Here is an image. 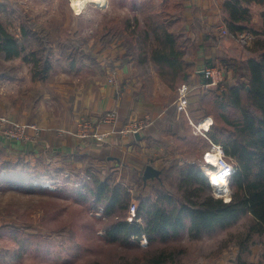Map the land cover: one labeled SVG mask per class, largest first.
<instances>
[{"label": "trees", "instance_id": "16d2710c", "mask_svg": "<svg viewBox=\"0 0 264 264\" xmlns=\"http://www.w3.org/2000/svg\"><path fill=\"white\" fill-rule=\"evenodd\" d=\"M252 3L264 5V0H226L224 4L228 14V29L235 32L250 31L256 36L255 45L246 56L248 77L239 81L234 76L235 81H225L222 90L221 87L203 88L198 95V111L203 113L202 118L214 119L207 131L209 139L223 146L226 156L235 167L230 179L232 199L226 202L211 194L212 188L201 165L197 162L187 163L179 173L180 192L166 189L160 181L164 191L149 204L145 199H138V211L133 218L122 216L108 226L106 235L113 242L130 244L134 240L140 244L143 238L148 241L133 259L121 257L119 264L181 263L180 256L186 249L184 246H167V242L184 236L186 232L191 239H200L218 228L232 226L245 216L250 218V222L247 232L239 235L235 263L261 264L251 260L250 256L258 239L264 241V11L261 13L262 24H255L249 8ZM142 12L143 33L145 39L149 40L146 59L154 65L161 81L174 91L182 83H191L195 74L200 75L198 57L191 39L172 29L173 18L165 9L145 6ZM100 27L107 29L104 35L98 37L99 43L106 47L116 37L114 28L105 21L100 23ZM61 43L71 48L67 57L69 65L79 74L88 68L87 61L97 63V58L81 44L71 41ZM55 48L49 32L24 25L22 36H18L0 21V73L4 78L13 79L17 71L15 66H7L6 61L22 57L31 64L33 81L47 80L53 68ZM126 48L127 56L134 54L132 44H127ZM175 111L176 108H173V114ZM180 111V118L184 125L186 123L185 134L172 126H168V134L174 135L182 149H199L206 137L194 134L186 112ZM55 152L61 155V152ZM71 154L68 163L85 161L84 154L77 151ZM48 161L41 156L34 165L21 159L5 162L3 166L9 180L25 189L27 186L33 188L34 182L44 177L55 179L51 161ZM86 168L88 172L92 171L90 167ZM96 169L89 175L94 184V189H91L95 192L97 202L105 207V212L117 214L130 209L131 188L112 182L111 175H104L99 168ZM12 174L15 178L10 176ZM140 179L139 189L143 190L146 185L143 175ZM14 233L23 244L41 245L64 238L68 233L73 234V231L69 232L67 227H63L46 236L28 233L26 227H20L14 229ZM227 245L228 241H223L211 254L219 256Z\"/></svg>", "mask_w": 264, "mask_h": 264}, {"label": "rangeland", "instance_id": "374dc122", "mask_svg": "<svg viewBox=\"0 0 264 264\" xmlns=\"http://www.w3.org/2000/svg\"><path fill=\"white\" fill-rule=\"evenodd\" d=\"M38 1H40V3ZM124 1L128 6L123 5ZM71 3V0H37L34 1V4L39 6V10L30 11L33 14L32 18L36 19L39 23L32 22L33 27L44 32H49L55 43V51L57 53L56 68H59V66L63 67V65H66L67 68H71L67 58L71 48L68 45H63L61 42L69 43V41H71L73 44H81L82 47L90 53L95 52V54H97L96 49L100 46L106 48V52L110 49L113 51L120 50V53H124L125 55L127 53V48L125 46L127 44H132L134 53H143L146 55L149 49V40L147 41V39H145L143 33L144 14L142 10L145 6H149V4L156 9L159 7V1L110 0L109 3L106 2V7L99 6L95 2L89 1L86 2L84 8L80 12L75 11ZM103 21L113 26L115 32L113 34L116 36L112 40L114 44L109 43V48L108 46L105 47L99 44V41H97L98 37L104 35L107 30L100 27V23ZM105 39H108V37ZM254 45L255 42H251L248 45L246 44L240 47V50L242 52L247 51L248 53ZM245 55L247 56V54ZM102 62L106 63L107 61L105 62V60H102L101 63ZM107 64V69L110 71L113 65L110 62ZM72 71L68 72L59 69L56 79L60 80L63 85L68 84L72 80L77 81L81 75H79L76 70ZM153 71L154 69L150 67L147 68L145 65L142 66V64H140L139 68L136 70L138 77L139 79L140 77L143 78L142 74H146L149 84L145 85L144 91L137 89L136 93H134L131 90V92L128 93L122 92L121 96L126 97L128 95H133L137 97L138 93L141 92L142 98L140 101H157L161 94H163V92H161L163 88L159 84L157 85L153 82L151 77ZM84 72H86V70ZM90 74H92L91 71H89L87 75ZM96 78L100 80L102 76ZM110 78L116 79L115 72L109 75V81ZM104 79H106L105 75ZM91 82H93V80ZM138 82L142 86L143 83H145V78H143V82ZM88 83V81L84 80V89H86ZM149 85L151 86L149 87ZM23 87L25 86L20 87L21 100L24 103H27L29 100L31 105L32 103L38 104L39 90L37 89H39V87L31 88L30 91L28 89L24 91ZM40 87L43 88L42 86ZM137 88H139V85ZM211 88L215 87L213 86ZM6 95V87L3 86V89L0 88V100ZM43 105L45 107H51L53 111L58 108L60 102L57 99H52L51 102L49 99H46L41 103L40 107L42 110L44 109ZM139 105L140 104L137 102V106ZM25 106L28 107L27 105ZM27 109H23L26 111H24L25 115L27 114ZM152 109L158 110L159 107L156 105L152 107ZM152 109L149 108V110H145L152 112ZM115 110L118 115L116 125L120 126L118 132L122 137H129V134L126 135L124 132L122 133V127L125 126L126 123L131 120H141L149 116V114L145 115V117H141L140 115L139 117H131V115H129V117L122 118L117 109ZM141 110L142 109H140V111ZM136 111L138 113V110ZM143 113L144 112L140 114ZM83 115L92 116L88 112H82L77 115V119ZM4 117L10 119L8 116L4 115ZM149 117H151V115ZM151 122L152 120L150 123ZM17 123L27 124L28 122ZM189 123L191 124L190 121ZM36 124L40 126L38 123ZM194 124L197 123L194 122ZM185 125L184 123L181 124L182 130L185 129ZM168 126L169 125H167L166 128V122L157 121L155 129L152 130L155 134V138H153L150 143L147 142L145 144L147 151L138 150L139 156L137 159L135 158L139 162H143L145 157L147 159L151 158L156 161L159 169H162L161 178L145 182V189H139L141 184L140 178L144 170L142 171L127 164V162L130 161L127 158H123L121 155V157L116 155L117 158H114L112 161L106 158L107 160L103 161L100 165H94L90 168L93 172L97 170L96 168H99L104 175H111L112 182L121 183L131 188L130 193L132 198L130 206L132 202L139 204L140 199H145V202L149 204L156 195L164 191L160 181L164 183L166 189H172L176 191V193L180 192V190L178 191V182L181 167H185L187 163L194 162L204 167L203 157L209 141L206 138L205 143L196 150L193 149L188 151L187 149H182L174 135L168 134ZM106 127L108 126H101L100 131L107 132L108 129H106ZM192 127L194 134H196V128L194 125H192ZM66 128L67 127H63L58 130V132L61 130L68 131ZM182 133L185 134V131ZM41 136L42 129L40 136L35 141L36 144L40 143ZM107 141H109L108 138L101 143ZM55 153L53 149H44L43 152H41L43 158H47V161L50 159L51 162H48H50L51 167L54 169L55 179L44 177L41 180L35 181V186L33 188L27 186L25 189L18 187L19 185L16 182L14 184L9 180L10 177L7 176L6 168L3 166L4 162L0 157V264H119L121 257L133 259L144 249L143 246L146 244L140 242V245L134 242V240L130 242V244L113 242L107 237L106 229L112 223L118 221L122 216L133 218L136 214H132L130 209L124 212H118L117 214H107L105 212V207L97 202L95 192H92L91 188L94 189V184L92 178L89 176L92 175V171L88 172L86 168L87 164L82 167L72 166L68 162L62 165H56L55 158L60 157V154ZM24 161L27 162L26 160ZM114 162L115 164H113ZM139 167L142 168L143 166ZM10 176L15 178L13 174ZM46 181H48V183L43 184V182ZM210 193L213 194V189L210 190ZM226 197L228 198L229 195H226ZM249 222L250 218L245 216L232 226L225 229L218 228L213 233L205 235L200 239H191L186 232L184 236L167 242V246H184L186 249V252L180 256V259H182L181 263L177 262L176 264H221L220 260H224V264H236L235 257L239 248L237 245L238 238L239 235L247 232ZM20 227H26L28 233H39L45 234L46 236H49L53 230L67 227L69 232L70 230L73 231V234L68 233L64 238H57L46 244H23L14 233V229ZM225 240L228 241L227 247L219 256H213L211 252L219 248L221 243ZM258 241V244L254 245L256 253L253 255L252 247L250 259L252 260L253 255L255 257V260H253L254 262L256 261L264 264V242L260 239H258Z\"/></svg>", "mask_w": 264, "mask_h": 264}, {"label": "crops", "instance_id": "0c3cea01", "mask_svg": "<svg viewBox=\"0 0 264 264\" xmlns=\"http://www.w3.org/2000/svg\"><path fill=\"white\" fill-rule=\"evenodd\" d=\"M34 1L37 0H0V21H2L11 32L18 36H22V27L24 25L31 27L33 26L32 22L39 24L36 19L32 18L33 14L30 12L31 10H39V6L34 4ZM104 1V6L106 7L110 0ZM156 1L160 2L159 7L156 9H165L171 14L173 18L172 29L176 32L183 33L187 38L191 39L195 46L196 56L198 57L197 69L200 75L195 74L193 76V81L190 83L192 90L189 98V111L192 119H195H193L194 122L199 125L205 119L202 118L203 113L198 111V95L203 88H206L205 84L207 83L204 72L202 71L209 66H221L225 72V81L230 83L235 81L234 76L239 81L245 80L248 77L247 58L245 55L247 51L242 52L240 50L241 48L230 41V39L220 37L219 28L227 26L228 23V14L224 8L226 0ZM38 2L40 3V1ZM123 5L128 6L125 1ZM149 6H151V4H149ZM249 8L253 15V22L257 25H261V13L264 11V5L252 3L249 5ZM110 44H114V42L112 41ZM105 49L106 48L98 46L96 49L97 54H95V52L91 53L94 58H97V63L91 64L87 61L88 68L84 69L83 72L79 74L81 76L78 80H72L66 85H63L60 80L56 79L58 70L63 69L64 71L70 72L73 69L67 68L66 65L56 68L57 53L54 57V64L50 76L45 82L33 81L31 64L25 62L22 57L7 61L6 65L9 67L15 66L17 71L13 79L4 78L0 73V88L3 89V86L6 87L7 93V95L3 96L0 100V116H8L11 120L17 122H36L41 126L42 136L40 143L36 144L34 141L24 142L14 138H7L0 134V157L4 163L6 161L17 162L23 159L34 165L37 159L41 157V152H43L44 149H53L61 152L60 157L55 158L56 165H62L68 160V162H70L71 153L77 151L79 154H84L86 158L84 162L76 161L70 163V165L75 167H82L85 164H87V167H93L94 165H100L103 161L107 160L106 158L112 161L114 158H117L116 155H121L123 158H127L130 161L127 162V164L142 171L149 163L159 168L156 161L151 158L147 159L145 157L143 162L136 160L139 156L138 150L147 151L145 144L147 142L150 143L153 138H155V134L152 130L155 129L157 121L166 122V128L167 125L172 122L169 126L176 128L179 133L184 132L181 127L183 121L181 120L182 118H180L182 112L177 108L176 103L178 96L177 89L174 91L161 81L154 65L148 58L146 59L147 53L144 55L143 53L136 54L133 52V55L127 56L124 53H120V50L113 51L110 49L106 52L107 50L105 51ZM191 58L192 55L189 59ZM102 60L107 62L101 63ZM108 62L113 65L110 71L107 69ZM140 64H142V66L145 65L147 68L150 67L154 69L151 75L153 82L157 85L159 84L163 88L161 91L163 94H161L157 101H140L142 98L141 92L138 93L137 97L133 95H128L126 97L121 96L122 92L128 93L131 92V90L134 93H136L137 89L144 91L145 85L149 84L146 74H142L143 78H145V83L141 86L138 82H143V78L140 77L139 79L136 72ZM85 70L86 72H84ZM89 71H91L92 74L87 75ZM113 72L116 74V79L115 82H110L108 77ZM104 75L106 79H104ZM100 76H102L104 80L96 78ZM84 80L89 82L86 89L83 88ZM92 80L93 82H91ZM138 85L139 88H137ZM21 86H25L23 87L24 91L26 89L30 91L31 88L39 87V89H37L39 90V103L34 104L30 101L32 103L31 105L29 100L27 103H24L20 98ZM150 86L151 85H149V87ZM46 99H49L50 102L52 99H57L60 105L53 111L51 107H45L43 105L44 109L42 110L40 107L41 103ZM137 102L140 104L139 106H137ZM156 105L159 109H152V107ZM112 108L117 109L122 118L129 117V115H131V117H139V115L145 117V115L149 114V116L151 115L152 122L145 130L140 132L139 138L135 135L122 137L118 132V129H120L119 125L114 126L115 132L111 133L110 137H108L109 141L105 143H98L92 138H77L72 134L77 127V115L82 112H88L90 115L97 117L104 111ZM144 108L146 110L151 108L153 111L148 112ZM173 108H176L174 114L172 112ZM23 109H27L26 115ZM140 109L143 111H140ZM136 110H138V113ZM142 112L144 113L140 114ZM63 127H67L66 129H68L66 134L58 132V130ZM106 129L112 130L109 126L106 127ZM209 147L210 143L206 149ZM113 164H115V162ZM139 166L143 167L141 168ZM255 253L256 249L255 246H253V255ZM253 255L252 260H255ZM220 262L221 264L225 263L224 260H220Z\"/></svg>", "mask_w": 264, "mask_h": 264}, {"label": "built area", "instance_id": "2783aa9c", "mask_svg": "<svg viewBox=\"0 0 264 264\" xmlns=\"http://www.w3.org/2000/svg\"><path fill=\"white\" fill-rule=\"evenodd\" d=\"M72 2V0H71ZM89 2V1H86ZM72 4V3H71ZM97 4V3H96ZM220 37H225L230 39L234 42L237 46L243 47L246 44H250L254 42L256 36L250 31H243V32H235L228 29L227 26H223L219 28ZM250 42V43H249ZM204 75L207 80L205 87L210 89L211 87H221L223 89V85L225 82V72L222 67L219 66H209L204 69ZM110 82H115V79L110 78ZM191 85L189 82L182 83L178 88V96L176 103L180 110L186 112L187 116L190 118V122L196 128L195 133L201 134L207 139H209L207 135V131L210 130L211 124L209 127H202V123L194 124V120L190 116L189 106H190V94H191ZM114 108L109 109L101 113L99 116H87L83 115L78 118L77 120V127L76 130L72 132L74 136L81 139L92 138L95 141L101 143L106 138H108L111 133L114 132V126L117 124L118 115ZM211 118L207 117L204 119L208 120ZM151 117L147 116V118L141 120H131L123 126L122 133L124 132L126 135H135L137 132H142L151 121ZM106 125L112 128V130H108L107 132L100 131V127ZM67 130H61V134H66ZM0 134L4 135L7 138H14L16 140H21L25 142L36 141L41 134V127L38 126L36 123H27V124H20L16 121L8 119L7 117L0 116ZM210 147L205 150L203 163L204 167L202 170L204 171L205 175L208 177L209 184L213 189V194L215 197L222 198L224 201L229 202L232 199L231 189H230V179L235 173L234 165L227 159V156L224 152L223 146L220 143L213 142L209 139ZM218 154L216 161H212L210 155ZM210 168L213 171H216L220 180H222L230 189V197L227 198L225 195H218L217 185H215L213 180L211 179L205 168ZM48 183V181L43 182ZM138 210V204L136 202H132L130 206V212L132 214H136ZM143 244H147L145 238L142 240Z\"/></svg>", "mask_w": 264, "mask_h": 264}, {"label": "bare ground", "instance_id": "6f19581e", "mask_svg": "<svg viewBox=\"0 0 264 264\" xmlns=\"http://www.w3.org/2000/svg\"><path fill=\"white\" fill-rule=\"evenodd\" d=\"M86 1H92L97 3L99 6H104L105 5V1L104 0H72V7L75 11L80 12L83 8L84 5L86 4ZM211 121L210 119L203 121L202 123V127H209ZM219 155L218 154H212L210 155L211 160L212 161H216L217 157ZM207 174L212 177L211 179L214 181L213 183L215 185H217V191L216 193L220 196V195H229L230 197V189L228 188V186L222 181L220 180V177L218 176L216 171L211 170L210 168H205ZM228 197V198H229Z\"/></svg>", "mask_w": 264, "mask_h": 264}, {"label": "water", "instance_id": "95a60500", "mask_svg": "<svg viewBox=\"0 0 264 264\" xmlns=\"http://www.w3.org/2000/svg\"><path fill=\"white\" fill-rule=\"evenodd\" d=\"M202 72H204V71H202ZM248 88H250V86H248ZM213 121H214V119H213V117H211V122L213 123ZM135 135H136V137L139 138L140 133L137 132ZM161 173H162V169L157 168L153 164H147L144 171H143V179L145 182H147L148 180L160 179Z\"/></svg>", "mask_w": 264, "mask_h": 264}]
</instances>
